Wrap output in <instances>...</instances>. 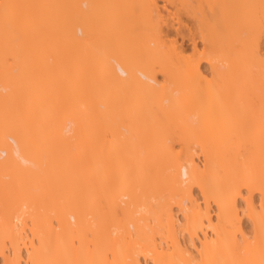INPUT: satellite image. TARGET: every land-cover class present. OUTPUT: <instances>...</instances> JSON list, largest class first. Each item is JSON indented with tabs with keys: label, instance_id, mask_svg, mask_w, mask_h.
I'll use <instances>...</instances> for the list:
<instances>
[{
	"label": "bare ground",
	"instance_id": "obj_1",
	"mask_svg": "<svg viewBox=\"0 0 264 264\" xmlns=\"http://www.w3.org/2000/svg\"><path fill=\"white\" fill-rule=\"evenodd\" d=\"M124 1L137 13L128 31L122 25L126 34L114 27L118 0L0 2V54L10 56L19 39L25 44L17 51L30 58L0 71V264H264V0ZM102 21L103 39H133L121 43L140 51L111 43L96 61L90 53L95 63L85 69L77 52L103 32ZM56 39L65 64L54 63L57 84L46 77ZM19 51L12 53L23 59ZM59 106L72 109L59 114ZM50 114L56 118L46 133ZM73 138L79 155L96 147L102 157L106 150L131 158L127 148L135 157L132 165L124 158L130 164L117 174L109 169L107 181L93 152L90 172L77 175L83 193L77 198L73 188L77 199L54 204L49 223L31 189L46 172L47 139L56 153ZM109 182L120 186L108 191ZM90 187L107 192L106 215L98 193L85 196ZM19 188L22 203L7 209ZM111 213L122 218L110 221Z\"/></svg>",
	"mask_w": 264,
	"mask_h": 264
},
{
	"label": "rangeland",
	"instance_id": "obj_2",
	"mask_svg": "<svg viewBox=\"0 0 264 264\" xmlns=\"http://www.w3.org/2000/svg\"><path fill=\"white\" fill-rule=\"evenodd\" d=\"M1 1H2V0H0V2H1ZM118 1H119V2H118V5H119L118 7H119V8L116 7V8H115V12H116V13L114 12V15L116 16V17L114 18V19H115V23H116V24L114 23V24H115L114 27H115V29H116L115 31L120 30L119 32H121V33H119V34H123V30H124V33H125V29H124V28H126V27H124V26H126L128 22H130V24H132V22L129 21V19H130V20H133L134 17H135L134 15H136L137 13H136L135 11H133L132 9L130 10L131 7H130L129 5H126V2H127V1H124V0H122V1H121V0H118ZM122 2H123V5H122ZM119 3L122 5V8H120L121 5H120ZM124 4H125V5H124ZM160 4H162V2H160ZM126 6H127V7H126ZM123 7L125 8V10H126V8H128L127 10H129V11L126 10V11H127V12H126V11L124 10ZM129 7H130V8H129ZM120 9H122V10H120ZM120 11H121V12L123 11V12L121 13ZM124 11H125V12H124ZM129 12H131V14H130ZM132 12H133V13H132ZM134 12H135L136 14H135ZM118 13H119V14H118ZM128 13H129V15H128L129 17H128V16L126 17V15H127ZM121 14H124L125 16H124V15L121 16ZM133 14H134V15H133ZM118 15H119V16H118ZM120 16H121L122 18H121ZM117 17H118V18H117ZM124 17H126V18H124ZM130 17H131V18H130ZM120 18H121V20H123V21H124L125 19H127V20H125L126 22L124 21V23H123V21H122V24H121V20H120ZM117 19H118V21H117ZM119 20H120V21H119ZM103 22H104V21H102V23L100 24V25H101L100 27H102V25H103L104 27H102V28L99 27L100 29L103 30V32L101 33V31L99 30L100 32H99V34L97 35V37L94 39V42H93V43H92L87 49H83L84 52H83L82 49H81V51L78 50L79 53L77 52V54H79V55H78V58L80 59V61H78V62L80 63L81 60L84 62V64H82V65H84V66L81 65L83 68L86 67V66H85V63H87L89 66L93 65L92 63H93L94 61H96L95 58H97L96 55H98V56H100L101 54L104 55V53H105L104 50L109 51L108 49H111V48H112V47H107V45L110 46L111 43H115V42H116V41H115V42L110 41V38L108 39L107 37H106L107 40H105V37H104V39H103V35H102V34H104V36H106L105 34L108 33L107 31L104 32V29L106 30L107 27H106L105 22H104V23H103ZM117 22H118V24H117ZM125 23H126V24H125ZM124 24H125V25H124ZM130 24L127 25V26H128V27L126 28L127 31L130 29V27H129ZM219 24H221V23H218V25H219ZM120 25H121V26H120ZM122 25H124V26H122ZM118 27H119V29H118ZM121 27H122V28H121ZM128 28H129V29H128ZM121 29H122V30H121ZM127 31H126V33H127ZM216 32H217V37H216V38H218L219 35H222V28H221L220 26H218V27L216 28ZM100 33H101V34H100ZM126 33H125V34H126ZM99 35H100V36H99ZM101 35H102V36H101ZM17 38H18V37H17ZM101 38H102V39H101ZM15 39H16V38H15ZM21 39H22V38H21ZM21 39H20V42H23ZM128 39H129V38H128ZM128 39H125V38H124L123 41H117L116 43L119 42V44H116V43H115V45H117L118 47H119V46H124V47L126 46V47H127L128 44H127V45H126V44L123 45V44H124L123 42L125 41V43H127L126 40H128ZM18 40H19V39H16V40L13 39V40L11 41V42H13V43H14V41L16 42V43H14V46H12V43H11L10 41H7V42H8V45H9V43H11V45H9V46H11V47H15V48H16V51H14V50H15L14 48L12 49L11 47H9V49H10V54H11L10 56H9V54H8L9 50H8L7 53L4 52V53L6 54V56H4L5 54H4L3 52H1V53H3V54H2V55L0 54V58H1L0 60H3V61H0V65H2V67H5V68L3 69V68L1 67V68H0V71H3V70H5V69H6L5 71H7V69H11L12 66H15V65L19 64V63H20V62L18 63L19 59H20V61H21V60L23 61L24 58H26L25 61L29 62V59H30V58L27 57V53H25V55H24V51H23V50L25 49L24 47H23V48H24L23 50L20 48L21 51H22L21 53H20V51L18 50V51H19L18 54L21 55V54L23 53L21 56H19V57H23V59H21V58H17L16 53H15V54L12 53V52H18L17 49H19V47H21V44H22V43L18 46V44H19V43L17 42ZM59 40H60V39H56V40H54V42H57V41L59 42V43L57 42V44L55 43L57 46H56L55 44H54V46H53V43L51 42V43L49 44V49L47 50V51H49L50 53H48V52L46 53V56H48V58L46 57L47 60H48V61H47L48 68H50V69H49V73H50L51 75L53 74L52 77H51L50 75H49V76L47 75L46 77H47V79H48L49 77H50L51 79L54 77V78H53L54 81H56V79H57L56 84H57L58 82H60V79H58L59 76L57 77V75H60V73H59L60 70H57V69H59L58 66L60 67V65H61V66L63 67V65H65L64 63H63V64L60 63V61H58L59 58H57V57H59V56H58V55H59V50H60V46L62 45V44H61L62 41L60 40V41H61V42H60ZM100 40H102V41H100ZM103 40H104V41H103ZM130 40L133 41V39H129L128 42H129ZM4 42H5V44H4V48H5L7 42H6V41H4ZM103 42H104V45H105V46L102 45ZM108 42H109L110 44H109ZM121 42H122L123 44H122ZM2 43H3V41H2ZM131 43H134V42H131ZM131 43H129V45H128L127 48H129V46L131 45ZM23 44H25V42H24ZM23 44H22V45H23ZM59 44H61V45H59ZM0 45H2V46H0V50H1V47H3V44L0 43ZM8 45H7V47H8ZM112 45H113L114 47H116L114 44H112ZM112 45H111V46H112ZM23 46H24V45H23ZM50 46H51L52 48H51ZM135 46H136V47L138 46L137 43H135L134 47H135ZM26 47H27V43H26ZM53 47H54V48H53ZM58 47H59V48H58ZM104 47H105V48H104ZM134 47H133V44H132V45L130 46V50L134 49ZM102 48H104V50H103ZM5 49H7V48H5ZM50 49H51V50H50ZM136 49H138V47H137ZM136 49H135V50H136ZM2 50H4V49H2ZM2 50H1V51H2ZM11 50H13V51L11 52ZM52 50H53L54 52H52ZM85 50H86V51H85ZM135 50H133L132 52H133V53H136V52H139V51H140L139 49H138V51H135ZM4 51H5V50H4ZM55 51H56V52H55ZM97 51H98V52H97ZM188 51H189V52H188ZM188 51H187V52H188L187 54H191V50L189 49ZM51 52H52V53H51ZM81 52H83V53H81ZM85 52H86V53H85ZM92 52H93V53H92ZM94 52H95L96 54H95ZM54 53H56V57L54 56ZM80 53L83 54V55L81 56ZM90 53H92L93 56L95 55V57H93V56L91 55V57L94 59V61H93L92 58L90 57ZM7 54H8V56H7ZM49 54L52 55V56H49ZM77 54H76L75 56H77ZM1 56H3V57H1ZM13 56H15V58H14ZM28 56H29V55H28ZM87 56L90 57V58H88ZM101 56H102V55H101ZM83 57H84V58H83ZM85 57H86V58H85ZM6 58H7V59H6ZM27 58H28V59H27ZM52 58H53V59H52ZM55 58H56V59H55ZM78 58H77V60H78ZM4 59H5V60H4ZM12 59H15V60H12ZM57 59H58V60H57ZM83 59H84V60H83ZM54 60H55V61H54ZM89 60H90V61H89ZM12 61H13V62L16 61L15 64H13ZM22 61H21V62H22ZM7 62H8V63H7ZM48 62H49L50 64H49ZM56 62L58 63V64H57L58 66H55V65H56ZM83 62H82V63H83ZM89 62H90V63H89ZM91 62H92V63H91ZM10 63H12V65H9ZM54 63H55V65H54ZM59 63H60V65H59ZM66 63H67V62H66ZM94 63H95V62H94ZM3 64H4V66H3ZM80 64H81V63H80ZM7 65H8L9 67H8ZM88 65H87V66H88ZM6 66H7L8 68H6ZM10 66H11V67H10ZM54 66H55V67H54ZM52 67H53V68H52ZM56 67H57V68H56ZM62 67H60V69H61ZM87 68H88V67H87ZM87 68H85V69H87ZM55 69H56V70H55ZM50 70H51V71H50ZM53 71H54V72H53ZM56 71H57L58 73H57ZM15 72H16V71H14L13 73L15 74ZM1 73H3V72H1ZM16 73H17V72H16ZM49 73H47V74H49ZM56 73H57V74H56ZM54 74H55V75H54ZM159 78H161V77H159ZM48 80H49V79H48ZM55 86H56V85H55ZM53 87H54V86H53ZM57 87H58V86H56L55 88H57ZM58 88H59V87H58ZM60 89H61V88H60ZM60 89H59V90L57 89V90L60 91ZM130 96H131V95H130ZM69 106H70V105H69ZM69 106H64V107L59 106V108H57L58 111H57L56 108H55V109H56L57 113L60 114V112L62 113V111H64V112H65V110H68V111H69V109L71 108V107H69ZM64 108H65V109H64ZM67 108H69V109H67ZM59 109H62V110L59 112ZM71 109H72V108H71ZM53 111H54V110H53ZM70 111H71V110H70ZM15 113H16V112H15ZM57 113L55 112L56 116H57ZM2 114H3V113H2ZM52 114H53V113H52ZM52 114H50L49 116L47 115V116L49 117L48 120H44L45 123L47 122L48 125H49V123H50V126L47 125L46 130H47V129H48V130L46 131V133H49V132H50V128H51V126H52V123H51V122L56 118V117H55V118L53 119V117H52V119H50V116H52ZM55 114H53V115H55ZM8 116H11V115H8ZM17 116H19V115H17ZM50 121H51V122H50ZM77 139H78V138H77ZM47 141H48V142H47V145H48V146H47V150H49V151L46 150L47 152L45 151V155L48 156V155L50 154V155H49V158H50V159H49L48 157H44L45 160L43 159V165H46V166H43V167H44L43 169H44L46 172H42L41 174H43V175L39 174V176L42 177V178H40L39 181H36V182H37L36 184L39 186V188H38V186L36 185L35 188H33V189L30 188V189H31L32 193H34V194L36 195L37 200H38V202H39V204H38V209H39L40 216L43 214L42 216L45 217V218H47L48 222L51 223V220H53V217H52V216H53L54 214H52V216H49V215H51V214H49V213H53V212H51V210H52V207L55 206L54 204H56V206H57V204H64V203H62L63 201H65V203H66L67 201L69 202V201L71 200V198L74 200V199L76 198V197H75V198L73 197L75 193H76L75 195L77 196V198H79L78 196H80V194H81L80 191H82V189H83V188H81V190L78 191V189H80V188H79V185H80V187H83V186L80 184V181H79L78 176H79V174L81 173V171H83V172H90V169H88V164L90 165L91 163H93V160L95 159V158H94V159H91V160H92V162H91L90 157H92V156L94 157V155H93L94 153H95L96 155H98L99 152H100L99 149H101V148H97V150H95V149H96V147H95V149H94L93 151H90L91 148H88L89 150L85 148V150H86L85 154H86V155H84V156H85V157L87 156L89 159H88V158L84 159L85 157H84L83 155H79V154H77V153H83V154H84V150H83V148L79 147V143H77V144H78V147H77V145H74V144H75V141L77 142L76 138H75V139L73 138L72 144L69 146L70 148L66 146L67 149H66V148H62L61 150H58L56 153L54 152V151H56V150H55L56 147H55V146L52 147L51 141H49V139H47ZM80 141H82V140L80 139ZM80 141H79V142H80ZM82 142H83V141H82ZM50 145H51V146H50ZM73 146H74V147H73ZM54 147H55V148H54ZM50 148H51V149H54V150L52 151ZM73 148H74V149H73ZM76 148H77L79 151L82 149L83 152H82V150H81L80 152H77L78 150H77ZM80 148H81V149H80ZM70 149H71V150H70ZM126 149H127V148H125V151H126L127 155H128V156H131V158L127 157V156L125 155V153H123V152H122V154H121L120 151H124V149L119 151V153L121 154L120 156H122V157H119L117 151H116L115 153L112 152V151H110V154H111V155H110V154L108 153L109 151L107 152L108 154L105 153L106 150H104L105 152H104L103 157H102V155H100V154L98 155V159H99L98 162H100L101 164H102V163H105V164H102V165L99 163V164L102 166V167L99 166L100 168H102V174H101V177L104 178V176H107V178L105 177L104 179H107V181H110V180H109V176H111V175L109 174V172H110V171L114 172V170H112V169H115V167H116V169L118 170V171L116 172V174H117V173H119V171H120L121 169H124V167L127 168V167L129 166L130 163H129V164L126 163V162H127V160H125L126 157L130 159V162H131V165H132V161H131V160H133L132 158L135 157V156H134L135 153L128 154V153H130V152H128V149H127V150H126ZM63 150H64V151H63ZM87 150H88V151H87ZM72 151H73V152H72ZM89 151H90L91 154H92V155H90V156L88 155V154L90 153ZM101 151H102V150H101ZM87 152H88V153H87ZM93 152H94V153H93ZM111 152H112V153H111ZM46 153H47V154H46ZM48 153H49V154H48ZM51 153H52V154H51ZM65 153H67V154H65ZM68 153H70V154L68 155ZM71 153H72V155H75V156H72ZM73 153H74V154H73ZM75 153H76V154H75ZM113 153H114V154H113ZM53 154H54V155H53ZM57 154H58V155H57ZM115 154H116V155H115ZM133 154H134V155H133ZM136 154H137V153H136ZM140 154H143V153H140ZM140 154L136 155V156H137V158H136L137 160H139L140 157H138V156H139ZM45 155H44V156H45ZM55 155H56L57 157H58L59 155H60V156H59V158L57 159V158H55V157H56ZM64 155H65V156H64ZM67 155H68V156H67ZM108 155H109V156H112V157L115 159L116 162L113 160V158H109ZM117 155H118V157H117ZM124 155H125V156H124ZM144 155H145V154H144ZM144 155H143V156L141 155V158H140V159H142V158L145 159L146 156L144 157ZM50 156H52V160H51V157H50ZM70 156H72V159H71V160H73V161H76V160H77V162H79L78 164H80V166H79V165H78V166H75V165H74L75 163L77 164V162H73V164H72V161H71L70 159H68ZM77 156H79V158H80L81 156H83V157H81V158H82L83 160H87L88 163H87V162H84V163H87V164L84 165V163H82V164H83V165H82V164H81V162H83L82 159H81V158L79 159ZM100 156L102 157V159H101ZM123 156H124V157H123ZM60 157H61V158H60ZM63 157H64V159H63ZM74 157H76L75 160L73 159ZM99 157H100V158H99ZM116 158H117V159H116ZM124 158H125V159H124ZM60 159H61V160H60ZM103 159H104V160L106 159L105 162H103V161H104ZM118 159H119V160H120V159H122V160L124 159V160L122 161V162L125 161V162L123 163V168H122V164H121L120 162H118ZM59 160H60V161H59ZM102 160H103V161H102ZM107 160H108V162H107ZM58 161L60 162L61 166H60V165H57ZM70 161H71V162H70ZM112 161H113V162H112ZM61 162H62V163H61ZM90 162H91V163H90ZM110 162L113 163V164H110ZM128 162H129V161H128ZM45 163H46V164H45ZM55 163H56V164H55ZM69 163H71L72 166L74 165V168H75V167H77V168H75V170H74V168H71L72 166H71ZM106 163H109V164L112 165V166L109 167V164L107 165ZM114 163H115V164H114ZM125 163H126V165H124ZM50 164H52V165H50ZM99 164H98V165H99ZM117 164H118V165H117ZM120 164H121V165H120ZM66 165H67V166H66ZM68 165H70V166H68ZM81 165H82V166H81ZM86 165H87V166H86ZM103 165H104V167H107L106 170L103 169V168H104ZM115 165H116V166H115ZM127 165H128V166H127ZM134 165H136V164H134ZM49 166H50V167H49ZM54 166H55V167H54ZM90 166H91V165H90ZM113 166H114V167H113ZM118 166H120V167H118ZM45 167H46L47 169H45ZM51 167H53V168H51ZM63 167H64V168H63ZM66 167H67V168H66ZM97 167H98V166H97ZM134 167H135V166H134ZM50 168H51V169H50ZM54 168L58 169V171H60V173H62L63 175H60V173H59L58 175H56V174H53L52 172H50L51 170L53 171ZM60 168H62V169H60ZM80 168H81V169H80ZM82 168H84V169H82ZM89 168H91V167H89ZM120 168H121V169H120ZM59 169H60V170H59ZM87 169H88L89 171H88ZM109 169H110V171H109ZM116 169H115V170H116ZM54 170H55V169H54ZM70 170H71V171H70ZM76 170H77V171L79 170V171L77 172ZM84 170H85V171H84ZM75 171H76V173H75ZM105 171L108 172L109 175H107ZM112 172H110V173H112ZM44 173H45V174H44ZM114 173H115V172H114ZM114 173H113V174H114ZM65 174H66L67 176H66ZM44 175H45V176H44ZM46 175H48L49 177L46 176ZM51 175H53V176H51ZM64 175H65L68 179H66V177H65ZM73 175H74L75 177H73ZM77 175H78V176H77ZM60 176H61V177H60ZM62 176H63L64 178H63ZM112 176H113V175H112ZM114 176L116 177V175H114ZM114 176L111 177L110 179H111L112 181H115V183H116V179H118V178H117V177L114 178ZM44 177H45V178H44ZM55 177H56L57 179H56ZM58 177H59V179H58ZM71 177H72V178H71ZM46 178L49 179V180H47ZM76 178H77V179H76ZM3 179H4V177H3ZM6 179H7V178H6ZM38 179H39V178H38ZM38 179H37V180H38ZM65 179H66V180H65ZM114 179H115V180H114ZM131 179H133V180H131V181H129V182H135V183H136V181H134V179L136 180V177H135V176H133ZM137 179H138V178H137ZM0 180H2L1 175H0ZM54 180H55V181H54ZM62 180L64 181V183H63ZM75 180H76V181H75ZM129 180H130V178H129ZM19 181H20V180H19ZM50 181H51V182H50ZM56 181H57V182H56ZM66 181H67V182H66ZM69 181H71V182L69 183ZM73 181H74V182H73ZM77 181H78V183H77ZM20 182H21V181H20ZM38 182H40V184H39ZM42 182H44L45 184L42 183ZM47 182H48V183H47ZM65 182L68 183L69 186H68ZM72 182H73V184H72ZM117 182H119V181L117 180ZM137 182H138V181H137ZM53 183H54V184H53ZM106 183H107V182H106ZM110 183H112V185L110 186L111 189L107 188V190H108V191L111 190V191L113 192V190H115V188H116V187H113V185H114L115 183H114V182H109L108 184L110 185ZM119 183H120V182H119ZM119 183H117V184L119 185ZM20 184H22L20 187L23 188V186H24V185H23V182L20 183ZM28 184H29V183L27 182V186H28ZM31 184H32V183L30 182L29 185H31ZM34 184H35V182H34ZM42 184H43V185H42ZM48 184H49V185H48ZM55 184H56V185H55ZM60 184H61V185L63 184L64 186H65V184H66V186H68V188L70 187L69 190H68V189H65V188H67V187L64 188V186L62 187ZM71 184H72V185H71ZM74 184H75V185H74ZM76 184H77V185H76ZM108 184H107V185H108ZM117 184H115L114 186H116ZM53 185H54V186H53ZM95 186H96V184L94 185V187H95ZM119 186H120V185H119ZM75 187H76V188H75ZM77 187H78V188H77ZM112 187H113V190H112ZM21 188H19V189H14V191H16V192L9 194L10 196H8V198H9V199L7 200L8 202H9L10 198H11V199H14V198L17 199V198H18V201L16 200L17 203L15 204V200H11V201H13L14 203L11 202V201H10L9 203L12 204L13 206L10 205V204H8V202H7V203L5 202V203H6V206H5V207H6L7 209L9 208V209L12 210V209L15 207L14 205L18 206L19 203H22V202L20 201L21 198H20V191H19V190H21ZM73 188H74V189H73ZM90 188H91V187H90ZM117 188H118V187H117ZM117 188H116V190H117ZM34 189L36 190V192H33ZM38 189H40V190H38ZM72 189H73V190H72ZM92 189H93V187L91 188L90 193H88V194L85 195V196H87V198H89V200H91V199H96V195H97V193H98L99 196H98V195H97V196H98V198L100 197V202L103 204V205H102L101 203L99 204V205L102 206V207H101V206L99 207V208L102 209V210H100V209H99V210L103 213V212H104L103 209H105V212H104L103 214L106 215V213H107V211H108V210H107L108 208H104L103 206L106 207V205H107V203H106L107 201H106V197H105V195H107V192H106V191H103L104 194L106 193V194L104 195V194L101 193V191L99 190V188H98V189H97V187L94 188V191H95V192L92 191ZM71 190L74 191V192H73L74 194H72ZM98 190H99V191H98ZM243 190H244V189H243ZM62 191H63V192H62ZM67 191H68V192H67ZM83 191H84V190H83ZM83 191H82V193H83ZM38 192H39V193H38ZM70 192H71V193H70ZM91 192H92V193H91ZM196 192H197V191H196ZM244 192H245V191H244ZM58 193H59V194H58ZM65 193H67V194H65ZM100 193H101L102 195H101ZM109 193H110V192H109ZM12 194H13V195H12ZM70 194H72V195H70ZM95 194H96V195H95ZM17 195H18V197H17ZM69 195H70V196H69ZM88 195H89V196H88ZM103 195H104V196H103ZM46 196H47V197H46ZM54 196H55V197H54ZM58 196H59V197H58ZM71 196H72V197H71ZM93 196H94V197H93ZM102 196H103V197H102ZM44 197H45V198H44ZM65 197H66V199H65ZM69 197H70V198H69ZM19 198H20V199H19ZM77 198H76V199H77ZM54 199H55V200H54ZM62 199H63V200H62ZM69 199H70V200H69ZM58 200H60V201H58ZM121 200L123 201V204H124V203L127 202L129 199L127 198V199H121ZM19 201H20V202H19ZM71 201H72V200H71ZM102 201H103L104 203H103ZM56 202H57V203H56ZM40 203H42V204H40ZM124 205H125V204H124ZM8 206H9V207H8ZM10 206H12V207L10 208ZM36 206H37V205H36ZM48 206H49V207H48ZM15 208H16V207H15ZM47 208H48V210H47ZM41 209H42V211H41ZM45 209H46V210H45ZM50 209H51V210H50ZM40 211H41V212H40ZM47 211H48L49 213H48ZM45 212H46V214H45ZM107 215H108V214H107ZM115 215H116V214L111 213V215H109L108 217H109V219H110V218L113 219V218L115 217L114 219H117V220L120 219V217L122 218V215H121V214H117L116 216H115ZM118 215H119V216H118ZM47 216H48V217H47ZM113 216H114V217H113ZM118 217H119V218H118ZM111 219H110V221H111ZM52 222L54 223L55 221L53 220ZM108 222H109V221H108ZM108 222H106V224H107ZM49 223H48V224H49ZM54 224H55V223H54ZM54 224H53V225H54ZM107 226H109V225H107ZM110 228L113 229V227H111V225L109 226V229H110ZM130 228H132V229H130V230L133 231V227H130ZM89 234H90V233H88L87 237H89V239H92V240H93V239H94V238H93L94 235L91 233V236H90ZM92 235H93V237H92ZM87 237H86V240L88 239ZM90 237H91V238H90ZM90 241H91V240H90ZM90 241L88 240L87 242H89V244L91 245V242H90ZM75 242H76V239H75L74 243H75ZM78 243L80 244L79 240L77 239V242H76V244H74V246H75V247H79V244H78ZM91 246H92V245H91ZM109 257L111 258V254H110V253H109Z\"/></svg>",
	"mask_w": 264,
	"mask_h": 264
}]
</instances>
